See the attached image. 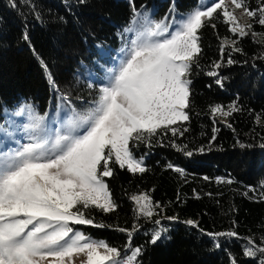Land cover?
Masks as SVG:
<instances>
[{
	"label": "trees",
	"instance_id": "16d2710c",
	"mask_svg": "<svg viewBox=\"0 0 264 264\" xmlns=\"http://www.w3.org/2000/svg\"><path fill=\"white\" fill-rule=\"evenodd\" d=\"M245 2L253 10L261 6V0ZM197 3L0 0V115L22 102L43 114L60 97L88 110L118 60L121 34L134 16L152 10V21H170ZM222 12L217 10L198 31L201 51L186 77L191 81L185 109L189 119L172 126L176 134L162 127L130 141L134 159L146 169L142 173L121 167L113 155L112 174L102 180L116 208L104 212L90 206L84 211L93 223L72 226L92 241L118 249L120 260L140 248L135 264L264 262V253L245 254L264 247V25L259 15H246L243 25L251 28L241 37L230 31ZM233 102L238 110L230 116L211 111L217 105L228 111ZM141 193L153 202L150 218L138 215L131 199ZM157 231L161 236L152 243Z\"/></svg>",
	"mask_w": 264,
	"mask_h": 264
},
{
	"label": "snow or ice",
	"instance_id": "6c2138e0",
	"mask_svg": "<svg viewBox=\"0 0 264 264\" xmlns=\"http://www.w3.org/2000/svg\"><path fill=\"white\" fill-rule=\"evenodd\" d=\"M231 2L249 18L259 15L258 22L264 25V0L255 10L245 0ZM219 9H223L225 23L231 24V32L241 37L248 34L251 25H240L224 0L194 9L174 32L169 31L166 20L145 18L143 31L132 40L130 48L121 50L122 57L107 70L106 82L90 109L74 114L54 135L45 130L43 117L37 116L25 125L30 142L0 153V264H74L73 257L80 254L86 257L81 264H125L119 259L118 249L104 241H92L69 223L92 224L84 211L90 206L104 212L116 208L102 180L112 174L109 161L113 155L121 167L126 165L130 172L142 173L146 169L142 161L134 159L130 141L141 139L145 133L151 136L162 127L176 134L178 129L172 126L189 119L185 109L191 81L186 77L201 51L198 31ZM133 20L137 22V17ZM231 43L235 45L234 40ZM227 44L225 39L222 52ZM233 62L228 60L229 64ZM24 107L31 112V106ZM236 110L235 102L228 111L220 105L211 109L213 114L224 116ZM101 166L102 173L98 172ZM131 199L137 204L138 215H153V202L147 194ZM187 223L194 224L191 220ZM128 235L131 240L132 232ZM160 236V231L155 232L152 243ZM249 243H253L251 239ZM131 251L126 264H135L141 249ZM256 251L264 253V247L249 248L245 254L254 256Z\"/></svg>",
	"mask_w": 264,
	"mask_h": 264
},
{
	"label": "rangeland",
	"instance_id": "374dc122",
	"mask_svg": "<svg viewBox=\"0 0 264 264\" xmlns=\"http://www.w3.org/2000/svg\"><path fill=\"white\" fill-rule=\"evenodd\" d=\"M215 2H219V0H198L196 7H194L190 11L180 14L170 21H166L169 27V31L174 32L179 23L184 18H186L188 14L191 13L194 9H197L201 5L205 4L210 6L211 3ZM224 4L228 11L233 12L235 17L237 18L238 23L240 25H243L247 19L246 14L243 13V10L236 9L231 0H224ZM151 14L152 10L144 11L143 14H137V16H135L137 17V22L134 23V20H131L130 26L126 28L130 30L126 31L125 29L121 34V38L123 41L121 50L131 47L132 40L136 39L138 33L143 31L145 18L149 21H152ZM122 55V52H120L118 55V60L115 63L119 61ZM113 67L114 65L111 66V68ZM101 85L99 84V88L101 87ZM26 105L31 106L28 103L22 102L13 110H4L0 115V153H7L11 150H17L21 145L29 143V132L28 130H26L25 125L30 124L37 116L43 117L42 123L45 130L54 135L56 130L60 128L62 124H65L71 117H73L74 114L86 112L78 110L74 105H70L69 103H67V100L65 98L61 97L57 99V103L53 107H50L43 114L38 113L32 106L31 112H29V110L24 107ZM73 224L74 223L70 222L69 226L72 227ZM99 251L104 252L105 250L103 248H100ZM83 260H86V257L83 254L73 257L74 264H81V261Z\"/></svg>",
	"mask_w": 264,
	"mask_h": 264
},
{
	"label": "built area",
	"instance_id": "2783aa9c",
	"mask_svg": "<svg viewBox=\"0 0 264 264\" xmlns=\"http://www.w3.org/2000/svg\"><path fill=\"white\" fill-rule=\"evenodd\" d=\"M115 157V156H114ZM128 258V257H127ZM127 258H125V259H123V260H121V261H123V262H125V264H126V262H127Z\"/></svg>",
	"mask_w": 264,
	"mask_h": 264
}]
</instances>
